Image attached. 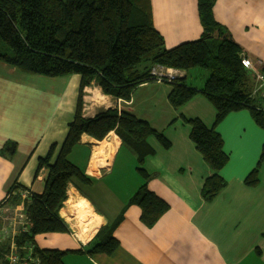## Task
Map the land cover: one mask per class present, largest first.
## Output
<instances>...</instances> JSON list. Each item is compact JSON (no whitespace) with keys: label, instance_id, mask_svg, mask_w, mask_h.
Segmentation results:
<instances>
[{"label":"crops","instance_id":"crops-1","mask_svg":"<svg viewBox=\"0 0 264 264\" xmlns=\"http://www.w3.org/2000/svg\"><path fill=\"white\" fill-rule=\"evenodd\" d=\"M150 8L153 26L167 49L201 36L197 0H150ZM212 16L240 48L241 57L264 69V0H216ZM178 72L185 85L203 87L206 76L197 86L187 84L189 70ZM79 84L78 75H27L0 62V203L15 183L34 194L43 191L46 170L36 172L38 159L51 145L62 143L74 116ZM170 90L168 84L147 82L125 101L90 85L82 96L83 117L116 109L147 122L169 142L164 149L148 137L153 153L141 166L152 175L147 188L168 205V211L151 228L143 226L139 208L127 205L142 183L134 154L113 132L101 141L82 135L68 160L89 182L74 180L67 185L59 217L68 233L38 235L34 238L38 248L66 251L63 264H264V162L256 186L243 182L258 162L264 130L248 110L229 113L218 124L216 131L228 156L219 172L225 186L205 201L200 191L212 171L189 140L182 118L211 127L214 109L201 94L175 109L167 99ZM79 203L87 207L81 220L72 210ZM117 220L113 236L119 245L114 253L87 255L86 246L100 228Z\"/></svg>","mask_w":264,"mask_h":264},{"label":"trees","instance_id":"trees-1","mask_svg":"<svg viewBox=\"0 0 264 264\" xmlns=\"http://www.w3.org/2000/svg\"><path fill=\"white\" fill-rule=\"evenodd\" d=\"M215 1L197 0L201 36L167 49L153 26L150 0H0V62L27 75L80 77L74 116L67 124L62 143L58 147L51 145L46 155L38 159L36 172L46 170L43 191L34 194L15 183L6 193L7 200L0 203L16 205L21 202L20 190L28 193L22 200L27 223L11 238V246L19 258L17 264H63L66 251L38 248L34 238L68 233L59 217L67 185L74 180L89 182L68 160L82 135L101 141L113 132L121 145L134 154L142 183L127 205L139 208L143 226L151 228L168 211V205L147 188L152 175L141 166L153 153L146 143L148 137H154L164 149L169 148V142L147 122L116 109L83 117L82 96L87 86L95 85L103 95L128 101L139 85L154 82L149 75L153 66L207 71L199 90L180 79L165 83L171 86L167 99L177 109L201 94L213 107L211 127L198 119H182L189 127V140L212 171L203 181L201 197L210 201L223 189L225 182L219 172L228 156L216 127L229 113L248 110L255 124L264 130V112L250 97L253 82L241 65L240 48L213 19ZM263 162L264 145L256 166L243 181L246 186L257 185ZM119 220L100 228L86 246L87 255L114 253L119 244L113 231ZM5 242L0 244L2 264L9 263L4 258L9 252ZM26 257L34 258L35 262Z\"/></svg>","mask_w":264,"mask_h":264},{"label":"built area","instance_id":"built-area-1","mask_svg":"<svg viewBox=\"0 0 264 264\" xmlns=\"http://www.w3.org/2000/svg\"><path fill=\"white\" fill-rule=\"evenodd\" d=\"M260 65V63H258ZM241 65L243 68L250 74L253 87L250 92V97L255 100L256 105L260 110L264 112V69L258 70L254 68L253 64L247 58L241 57ZM149 75L154 78V82L157 83H168L175 79H179V72L177 70L163 68L160 66H153L150 69ZM19 198L24 200L28 193L25 190H20ZM8 196L6 195L5 200H7ZM5 204L0 205V212L5 209ZM16 209H12L14 218L12 219L11 223H9L10 230H11V238L18 232L19 228H24L23 226L27 223L26 216L24 213L23 205L15 206ZM6 209H9L8 206ZM6 211V210H4ZM0 231L6 233V229L4 227L1 228ZM31 248H28V254H30ZM29 262H35L34 258L26 257ZM24 260V259H22ZM8 262L11 264H17L19 262L18 256L14 253V247L11 246V253L8 256Z\"/></svg>","mask_w":264,"mask_h":264},{"label":"rangeland","instance_id":"rangeland-1","mask_svg":"<svg viewBox=\"0 0 264 264\" xmlns=\"http://www.w3.org/2000/svg\"><path fill=\"white\" fill-rule=\"evenodd\" d=\"M189 74H190V77H188V79L186 80L187 81V84H191V85H201L203 83V77H207L208 74H207V71L203 70V69H199V68H192L189 70ZM15 206H19L18 204L16 205H9L8 204V208L9 209H6L7 206H4L5 209H3L1 212H0V230L1 228L4 227V230L6 229V233L3 232V231H0V244H3L4 241L5 244H8L9 245V253H10V248H11V228L9 226V223H11L12 219L14 218L13 216V212H12V209H16ZM6 210V211H4ZM1 247V245H0ZM4 254V253H3ZM8 255H4V258L5 260L8 262L7 258H8ZM2 256V255H1ZM0 256V264H2L3 262V259L2 257ZM8 264H11V263H8Z\"/></svg>","mask_w":264,"mask_h":264},{"label":"bare ground","instance_id":"bare-ground-1","mask_svg":"<svg viewBox=\"0 0 264 264\" xmlns=\"http://www.w3.org/2000/svg\"><path fill=\"white\" fill-rule=\"evenodd\" d=\"M71 202L68 200L66 203V206L69 207V204ZM86 205L84 203H79L77 205H73V213L76 214V216L78 217L79 220H81L84 216L87 215V210H86ZM96 228V225L93 224L90 226V230L93 231Z\"/></svg>","mask_w":264,"mask_h":264}]
</instances>
